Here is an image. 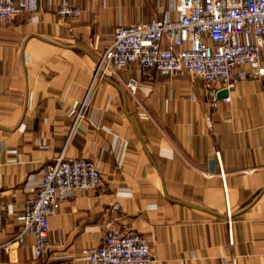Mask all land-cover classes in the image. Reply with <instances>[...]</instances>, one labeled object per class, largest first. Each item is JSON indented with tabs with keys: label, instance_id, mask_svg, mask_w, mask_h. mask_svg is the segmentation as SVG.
<instances>
[{
	"label": "crops",
	"instance_id": "0c3cea01",
	"mask_svg": "<svg viewBox=\"0 0 264 264\" xmlns=\"http://www.w3.org/2000/svg\"><path fill=\"white\" fill-rule=\"evenodd\" d=\"M53 1L0 23V264H33L32 236L14 242L27 178L60 154L93 162L101 186L60 197L46 258L76 257L112 226L144 237L151 264H264V75L246 69L212 108L198 78L100 65L116 28L174 19L172 0L80 1L76 20Z\"/></svg>",
	"mask_w": 264,
	"mask_h": 264
},
{
	"label": "built area",
	"instance_id": "2783aa9c",
	"mask_svg": "<svg viewBox=\"0 0 264 264\" xmlns=\"http://www.w3.org/2000/svg\"><path fill=\"white\" fill-rule=\"evenodd\" d=\"M80 1L98 0H59L53 9L67 20H76L82 15ZM26 9V0H0V23L10 24ZM170 11L177 14L174 19H153L116 28L100 65L116 71L138 64L143 71L198 78L208 86V103L212 108L220 103L218 92L233 88L236 77L243 80L254 76L253 72L246 74V69H256L257 74L264 75V68H260L264 52V0H172ZM130 89L134 86L130 85ZM226 100L227 97L222 99ZM79 119L78 114L71 133L77 129ZM213 156L218 159V152H213ZM27 180L33 196L25 203L14 242L23 248L24 236H32L33 264L152 263L144 237L136 231L112 226L107 227L99 244L81 249L76 257L46 258L48 219L59 211L60 197L99 188L101 175L93 162L67 159L60 154L37 177L30 175ZM227 219L231 237L229 212ZM1 228L0 210V232ZM9 247H0V252Z\"/></svg>",
	"mask_w": 264,
	"mask_h": 264
},
{
	"label": "water",
	"instance_id": "95a60500",
	"mask_svg": "<svg viewBox=\"0 0 264 264\" xmlns=\"http://www.w3.org/2000/svg\"><path fill=\"white\" fill-rule=\"evenodd\" d=\"M227 95H228V91L222 90V91L218 92L217 97H218V99H224L227 97Z\"/></svg>",
	"mask_w": 264,
	"mask_h": 264
}]
</instances>
